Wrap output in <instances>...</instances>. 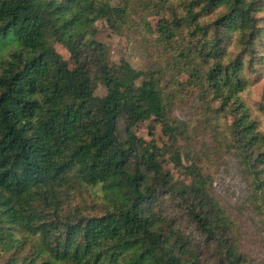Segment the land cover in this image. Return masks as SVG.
<instances>
[{
	"label": "trees",
	"instance_id": "16d2710c",
	"mask_svg": "<svg viewBox=\"0 0 264 264\" xmlns=\"http://www.w3.org/2000/svg\"><path fill=\"white\" fill-rule=\"evenodd\" d=\"M101 28L156 61L114 63ZM227 152L264 228V0H0V264H243L202 164Z\"/></svg>",
	"mask_w": 264,
	"mask_h": 264
},
{
	"label": "rangeland",
	"instance_id": "374dc122",
	"mask_svg": "<svg viewBox=\"0 0 264 264\" xmlns=\"http://www.w3.org/2000/svg\"><path fill=\"white\" fill-rule=\"evenodd\" d=\"M99 40L106 44L109 58L114 63H119L122 59L126 60L136 70H146L156 61L150 56L149 49L143 44L142 37L139 35L121 36L112 34L107 28H101ZM143 45V46H142ZM158 58V56H157ZM258 88V87H257ZM106 91L100 84L97 85L96 96L105 95ZM259 100L257 89L248 98V103L254 105ZM189 102V101H188ZM174 115L181 120L192 123L196 119V111L189 103L177 104ZM202 128L198 127V134L194 137L183 150V156L197 153L201 148L202 142H211L207 134L202 133ZM139 138L151 141L149 136V124L141 123L135 129ZM156 140L161 144L163 141L162 132L159 127L155 131ZM205 172L210 174L213 179V191L215 196L228 209L236 223L235 234L238 238V247L245 256L243 264H264V228L263 225L247 201V185L241 174L238 162L233 154L227 152L222 159L216 157L202 162ZM84 199L76 200L73 204L81 206L89 205L92 197L84 194ZM86 215H96L99 210L84 211ZM182 230L193 236V239L200 238L195 227L184 223Z\"/></svg>",
	"mask_w": 264,
	"mask_h": 264
}]
</instances>
